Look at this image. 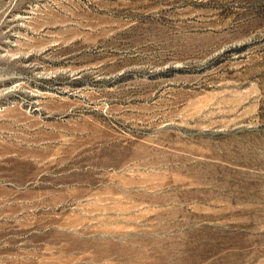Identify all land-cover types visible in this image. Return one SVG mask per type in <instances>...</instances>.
Listing matches in <instances>:
<instances>
[{"label": "rangeland", "instance_id": "rangeland-1", "mask_svg": "<svg viewBox=\"0 0 264 264\" xmlns=\"http://www.w3.org/2000/svg\"><path fill=\"white\" fill-rule=\"evenodd\" d=\"M0 264H264V0H0Z\"/></svg>", "mask_w": 264, "mask_h": 264}]
</instances>
